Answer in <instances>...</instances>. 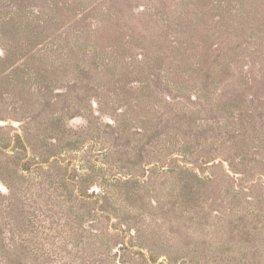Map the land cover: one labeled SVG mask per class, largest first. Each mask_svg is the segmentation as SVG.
<instances>
[{
    "label": "rangeland",
    "instance_id": "obj_1",
    "mask_svg": "<svg viewBox=\"0 0 264 264\" xmlns=\"http://www.w3.org/2000/svg\"><path fill=\"white\" fill-rule=\"evenodd\" d=\"M0 264H264V0H0Z\"/></svg>",
    "mask_w": 264,
    "mask_h": 264
}]
</instances>
